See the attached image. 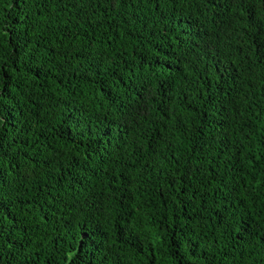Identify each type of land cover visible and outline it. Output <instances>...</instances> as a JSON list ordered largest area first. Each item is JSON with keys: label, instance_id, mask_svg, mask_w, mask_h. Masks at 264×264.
Here are the masks:
<instances>
[{"label": "trees", "instance_id": "1", "mask_svg": "<svg viewBox=\"0 0 264 264\" xmlns=\"http://www.w3.org/2000/svg\"><path fill=\"white\" fill-rule=\"evenodd\" d=\"M0 264H264V0H0Z\"/></svg>", "mask_w": 264, "mask_h": 264}]
</instances>
